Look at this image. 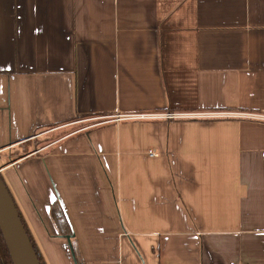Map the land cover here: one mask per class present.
<instances>
[{
	"label": "crops",
	"instance_id": "1",
	"mask_svg": "<svg viewBox=\"0 0 264 264\" xmlns=\"http://www.w3.org/2000/svg\"><path fill=\"white\" fill-rule=\"evenodd\" d=\"M200 110L264 115V0H0V177L46 264L71 235L76 264H264L263 119H117Z\"/></svg>",
	"mask_w": 264,
	"mask_h": 264
},
{
	"label": "water",
	"instance_id": "2",
	"mask_svg": "<svg viewBox=\"0 0 264 264\" xmlns=\"http://www.w3.org/2000/svg\"><path fill=\"white\" fill-rule=\"evenodd\" d=\"M0 230L13 264H39L35 251L19 217L14 202L0 178ZM66 236L74 263L76 257L70 239Z\"/></svg>",
	"mask_w": 264,
	"mask_h": 264
},
{
	"label": "built area",
	"instance_id": "3",
	"mask_svg": "<svg viewBox=\"0 0 264 264\" xmlns=\"http://www.w3.org/2000/svg\"><path fill=\"white\" fill-rule=\"evenodd\" d=\"M230 117H248L259 118L264 120V115L244 113L238 111H144L134 112L130 114H121L117 116L120 120H192V119H220ZM152 156H157L156 153L149 152Z\"/></svg>",
	"mask_w": 264,
	"mask_h": 264
},
{
	"label": "trees",
	"instance_id": "4",
	"mask_svg": "<svg viewBox=\"0 0 264 264\" xmlns=\"http://www.w3.org/2000/svg\"><path fill=\"white\" fill-rule=\"evenodd\" d=\"M17 212H18V210H17ZM18 214H19V217H20V219H21V221L23 223V226H24V228L26 230V233H27L28 238H29V240L31 242V245H32V247H33V249L35 251V254L37 256L39 264H46L44 259H43V257H42V255H41V253L37 249L31 234L28 231V228H27V225L25 224V221L23 220V218H22V216H21V214L19 212H18ZM51 214H52V217L54 218V220H55V222L57 223L58 226H60V227L64 226L65 228H67L69 226L68 222H67L66 215H65L61 205L58 202H55L53 204V206L51 208ZM72 246H73V244H72ZM74 254H75V257H76V260H77V253H76L75 250H74ZM0 264H13L12 261H11V258H10V255H9L5 240H4L3 235L1 233V230H0Z\"/></svg>",
	"mask_w": 264,
	"mask_h": 264
},
{
	"label": "rangeland",
	"instance_id": "5",
	"mask_svg": "<svg viewBox=\"0 0 264 264\" xmlns=\"http://www.w3.org/2000/svg\"><path fill=\"white\" fill-rule=\"evenodd\" d=\"M44 141H47L46 139H44ZM3 155H5V154H3ZM2 161H1V157H0V163H1ZM1 178H2V176H1ZM4 182V181H3Z\"/></svg>",
	"mask_w": 264,
	"mask_h": 264
}]
</instances>
